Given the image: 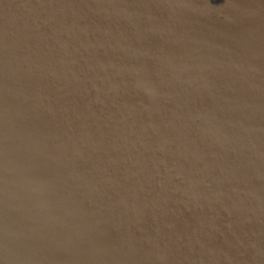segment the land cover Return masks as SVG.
<instances>
[{"label": "water", "instance_id": "obj_1", "mask_svg": "<svg viewBox=\"0 0 264 264\" xmlns=\"http://www.w3.org/2000/svg\"><path fill=\"white\" fill-rule=\"evenodd\" d=\"M0 0V264H264V0Z\"/></svg>", "mask_w": 264, "mask_h": 264}, {"label": "bare ground", "instance_id": "obj_2", "mask_svg": "<svg viewBox=\"0 0 264 264\" xmlns=\"http://www.w3.org/2000/svg\"><path fill=\"white\" fill-rule=\"evenodd\" d=\"M241 10H243L245 13L249 14V15H254L256 13V8L251 6L250 3H248L247 1H242L241 3ZM258 30L260 31V33L262 34L263 38H264V28L263 26H260L259 24H257Z\"/></svg>", "mask_w": 264, "mask_h": 264}]
</instances>
